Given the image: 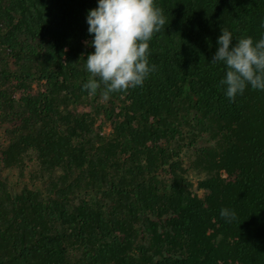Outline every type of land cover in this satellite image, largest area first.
Listing matches in <instances>:
<instances>
[{
    "label": "trees",
    "instance_id": "trees-1",
    "mask_svg": "<svg viewBox=\"0 0 264 264\" xmlns=\"http://www.w3.org/2000/svg\"><path fill=\"white\" fill-rule=\"evenodd\" d=\"M96 3L0 0V264H264V91L230 102L209 62L222 28L259 39L264 0H155L154 70L106 97Z\"/></svg>",
    "mask_w": 264,
    "mask_h": 264
},
{
    "label": "clouds",
    "instance_id": "clouds-1",
    "mask_svg": "<svg viewBox=\"0 0 264 264\" xmlns=\"http://www.w3.org/2000/svg\"><path fill=\"white\" fill-rule=\"evenodd\" d=\"M86 23L91 39L84 44L94 49L84 59L90 78L83 88L88 94L101 84L105 97L142 86L154 70L148 60L149 41L166 23L155 0H97L96 7L87 11ZM216 44L209 62L223 63L219 85L230 102L243 94L246 86L264 91V33L255 41L251 36L234 40L232 33L222 28ZM219 215L235 219L234 211L228 208H222Z\"/></svg>",
    "mask_w": 264,
    "mask_h": 264
},
{
    "label": "rangeland",
    "instance_id": "rangeland-1",
    "mask_svg": "<svg viewBox=\"0 0 264 264\" xmlns=\"http://www.w3.org/2000/svg\"><path fill=\"white\" fill-rule=\"evenodd\" d=\"M106 128H107V127H106ZM106 128H105V129H106ZM108 131H109V129H107V132H108Z\"/></svg>",
    "mask_w": 264,
    "mask_h": 264
}]
</instances>
